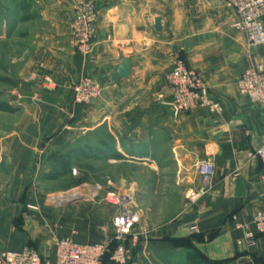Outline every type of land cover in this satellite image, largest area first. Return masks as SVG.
Segmentation results:
<instances>
[{
	"label": "crops",
	"instance_id": "crops-1",
	"mask_svg": "<svg viewBox=\"0 0 264 264\" xmlns=\"http://www.w3.org/2000/svg\"><path fill=\"white\" fill-rule=\"evenodd\" d=\"M39 1L52 31L39 48L38 76L52 79L57 98L43 99L39 79L27 102L13 101L14 121L1 114L6 120L0 121V251L29 248L44 259L54 256L55 247L33 242L43 238L45 214L31 212L24 230L13 219L25 188L52 170L50 156L64 150L72 163L79 149L86 156L123 155L138 163L170 156L182 183L194 192L203 187L195 164H215L208 194L175 221L141 231L140 241L127 245V264H264V238L254 248L238 244L242 227L264 205V160L255 156L264 144V106L242 96L238 82L264 63V46L248 47L234 28L236 12L223 0H88L99 16L92 49L82 54L70 30L73 5L81 0ZM122 57L132 60L131 77L113 85L110 76ZM178 60L203 78L221 112L200 108L173 115L165 75ZM84 78L101 85L102 94L77 107L73 91ZM56 107L62 108L59 114ZM96 130L110 136L92 135ZM194 225L197 233L190 230ZM110 226L104 227L105 238Z\"/></svg>",
	"mask_w": 264,
	"mask_h": 264
},
{
	"label": "rangeland",
	"instance_id": "rangeland-1",
	"mask_svg": "<svg viewBox=\"0 0 264 264\" xmlns=\"http://www.w3.org/2000/svg\"><path fill=\"white\" fill-rule=\"evenodd\" d=\"M40 2L43 3L39 0H0V117L2 113L5 116L8 114L9 122L15 119L13 113L5 111V108L13 110V101L19 97L27 102L31 96L30 87L39 84V79L45 91L42 93H46L43 99L57 98L54 96L55 85L52 79L38 76L39 48L45 46L44 36L52 31ZM83 3L92 5L98 14L96 5L91 1L81 0L74 3V18L70 30L77 51L87 54L92 49L94 37L89 51L83 53L79 51L71 29L76 17L75 7ZM86 79L90 78L82 79L73 91V103L77 107L90 105L94 101L82 104L77 100V87ZM39 97L40 94H35V98ZM61 109L56 107V114H59ZM4 120L6 119H0ZM98 132H105L110 136L103 130H96L92 135H97ZM72 146L78 149L81 146L80 140ZM58 152L65 156L66 151ZM79 156L74 157L68 175L57 181L39 177L25 188L23 199L18 203V216L13 219V223L17 229L24 230L31 212L41 211L45 214L46 217L42 220L43 238L33 241L37 245L43 241L44 246L48 244L54 248L57 240L65 238L84 241L86 244L106 239L104 227L116 214L114 208L102 202L108 192L127 189L133 195L137 212L141 216L139 224L135 227L138 239L135 241L133 237L127 238L126 246L132 242L138 243L144 229L158 230L162 225L175 221L178 215L188 210L201 196L208 194H203V187L199 192H194L189 185H184L170 156L161 158V155H156L151 163L130 161L123 155H117L119 158L90 153V156H80V159ZM197 196L200 197L196 198ZM78 197L81 198L79 202L68 207L62 206Z\"/></svg>",
	"mask_w": 264,
	"mask_h": 264
},
{
	"label": "built area",
	"instance_id": "built-area-1",
	"mask_svg": "<svg viewBox=\"0 0 264 264\" xmlns=\"http://www.w3.org/2000/svg\"><path fill=\"white\" fill-rule=\"evenodd\" d=\"M223 1L228 8L236 12L237 21L234 28L245 35L248 47L264 46V0ZM75 11L72 33L79 51L86 53L91 48L98 14L92 5L84 3L76 6ZM165 79L172 93V101L168 106L176 117L200 108L212 113L222 111V104L211 97L205 81L182 60L174 63ZM101 89L99 84L86 79L77 87L78 102H92L100 97ZM238 90L252 103L264 106V63L255 64L243 73L238 82ZM255 156L264 160V144L256 149ZM195 166L203 183L202 192L206 194L210 191L215 176V164L211 160H201ZM102 202L116 210L108 228L111 233L103 241L97 244H80L71 238L60 239L56 241L54 256L46 259L29 248L21 252L0 251V264H103V259L110 252L113 243H116L117 247L111 253V261L114 264H127L131 250L125 242L129 237L138 239L135 227L141 219L135 199L127 189L122 188L106 193ZM242 228L244 240L238 244L247 245L248 248L255 247L257 240L264 238V205L255 214L252 223ZM191 232H198L195 225L191 227Z\"/></svg>",
	"mask_w": 264,
	"mask_h": 264
},
{
	"label": "trees",
	"instance_id": "trees-1",
	"mask_svg": "<svg viewBox=\"0 0 264 264\" xmlns=\"http://www.w3.org/2000/svg\"><path fill=\"white\" fill-rule=\"evenodd\" d=\"M3 109V107H2ZM6 110L5 111H8V112H12L13 110L12 109H7L5 108ZM103 145H105L106 142H101ZM76 153H74L72 155V157H77L78 155H80L81 157L82 156H86L87 154H81L79 152V149L75 151ZM99 155V154H97ZM80 156H79V159H80ZM90 156V155H89ZM101 156H104V155H101ZM117 156V155H116ZM100 157V156H99ZM120 158V156H117ZM78 158V157H77ZM70 159V158H69ZM48 162L50 163V165L52 166V170L45 174L44 176H42V178L44 180H48V181H57L59 180L60 178L64 177L65 175H68L70 170H71V161L68 160V156H62L58 153H53ZM117 247V244L116 243H113L111 248H110V252L108 254L105 255L104 259H103V264H114L112 261H111V253L116 249ZM190 259L192 260V257H190ZM194 260H196V257L194 258ZM222 264V263H220Z\"/></svg>",
	"mask_w": 264,
	"mask_h": 264
},
{
	"label": "water",
	"instance_id": "water-1",
	"mask_svg": "<svg viewBox=\"0 0 264 264\" xmlns=\"http://www.w3.org/2000/svg\"><path fill=\"white\" fill-rule=\"evenodd\" d=\"M163 20L161 18H158L156 20V26L155 29L158 33L162 32L163 26H162ZM133 63L131 59H127L122 57V64L118 68L116 72H114L111 76L110 79L112 80V84L116 85L118 82L121 80H127L131 77V71H132ZM81 200L80 197L71 199L64 204H62L63 207H68L71 206L74 203H77Z\"/></svg>",
	"mask_w": 264,
	"mask_h": 264
}]
</instances>
